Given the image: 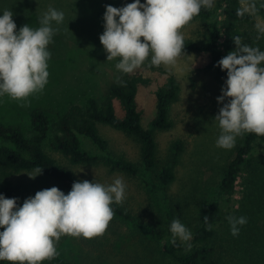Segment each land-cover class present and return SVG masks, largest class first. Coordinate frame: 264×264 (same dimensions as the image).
Masks as SVG:
<instances>
[{
	"label": "rangeland",
	"instance_id": "obj_1",
	"mask_svg": "<svg viewBox=\"0 0 264 264\" xmlns=\"http://www.w3.org/2000/svg\"><path fill=\"white\" fill-rule=\"evenodd\" d=\"M226 0H216L211 8L215 17H223ZM144 0H141L143 3ZM122 7L124 0H0V10L10 9L17 30L25 24L36 28L40 15L49 7L65 13L63 24L48 46L51 52L48 83L42 93L28 98L27 106L22 102L0 98V120L6 123H23L30 109L38 107L53 117L70 104L85 105L88 97L101 99L115 80L117 60H106V53L99 41L103 32L102 16L105 6ZM242 7L243 4L241 3ZM264 0H257V12L252 15L254 24L248 27L246 44L264 51V36L257 39V23H264ZM209 19L193 18L181 32L184 38L203 43L209 34ZM55 26V25H54ZM142 39V38H141ZM208 56L203 51H188L181 54L173 65L160 67L142 66L133 73L150 79L140 85L136 95L142 111L141 124L145 127L155 114L156 87L168 75H172L178 86L177 99L169 105L171 127L154 132L158 166L167 162L173 141L181 142L174 180L164 191V199L152 192L142 176L146 173L140 166V174L132 175L111 169L101 159L92 165L72 164L68 158L47 145L44 150L58 163L66 167L76 181L88 180L109 184L122 176L127 185L126 198L119 204L140 222L152 226L156 233L171 236L168 223L179 218L192 232L197 224L199 209L203 201L214 196L223 168L234 156L242 137H238L231 150L215 145L219 130L213 117L221 104L217 103L219 84L211 71L205 69ZM147 65V61L145 62ZM130 74H122L125 77ZM99 132L107 142V150L113 157L123 156L139 165V143L135 137L124 134L106 125H99ZM81 147L96 155L102 152L84 136H79ZM1 144V140H0ZM158 167V168H159ZM21 171L6 178L16 187L22 200L43 189L53 186L65 194L64 188L55 180L37 175L30 179ZM151 183L158 185L155 172L146 173ZM241 180L235 192L220 200L221 219L216 228L221 233L236 200L239 198ZM2 230V229H0ZM59 255L74 264H176L160 252L155 235L147 234L129 222L113 217L105 232L91 239L62 236L56 245ZM42 264H52L42 262Z\"/></svg>",
	"mask_w": 264,
	"mask_h": 264
},
{
	"label": "clouds",
	"instance_id": "obj_2",
	"mask_svg": "<svg viewBox=\"0 0 264 264\" xmlns=\"http://www.w3.org/2000/svg\"><path fill=\"white\" fill-rule=\"evenodd\" d=\"M216 0H133L122 7L105 6L103 32L99 41L106 60H117L119 74H132L142 66L173 65L184 53L181 29L201 9H211ZM237 16L254 15L257 0H241ZM264 6V5H262ZM65 13L53 7L43 12L39 26L23 25L17 30L10 9L0 10V98L22 102L42 93L48 83L49 45L63 24ZM55 25V26H54ZM257 39L264 36V23L255 25ZM142 38V39H141ZM235 49L219 59L214 67L226 71L217 103L221 104L213 121L219 130L218 148L231 150L238 137L255 134L264 137V51L232 37ZM148 62L147 65L145 62ZM121 75L115 82L126 86ZM42 173L37 166L30 179ZM122 176L109 184L79 180L65 194L53 186L37 191L19 203V198H6L0 193V261L8 264H42L55 259L57 243L62 236L91 239L102 235L114 217L113 204L126 198ZM230 234L236 237L247 224V217H226ZM206 230L212 225L204 217ZM170 243L191 251L193 234L179 218L171 221Z\"/></svg>",
	"mask_w": 264,
	"mask_h": 264
},
{
	"label": "trees",
	"instance_id": "obj_3",
	"mask_svg": "<svg viewBox=\"0 0 264 264\" xmlns=\"http://www.w3.org/2000/svg\"><path fill=\"white\" fill-rule=\"evenodd\" d=\"M124 2L127 4L133 0ZM241 7V0H226L222 18L215 17L211 9L202 8L195 17L211 20L207 39L203 43H197L184 38V52L197 50L207 54L205 69L212 72L219 84L218 96L221 95L226 71H221L214 65L235 49L232 37L240 36L242 42L246 43L247 29L254 24L252 15L237 16L236 10ZM121 79L126 82V86H121L114 80L101 99L88 97L85 105L70 104L53 117L34 107L23 123H6L0 120V193L6 198H19V203L22 204L19 190L6 182V178L21 171H33L37 166L42 168V176L58 182L66 193L71 190L76 180L66 167L45 152L44 147L47 145L66 156L72 164L92 165L101 159L111 169L132 175L140 174L142 166L146 173L155 172L158 185L151 183L146 173L142 178L157 198L164 199V191L174 180V166L181 150V142H172L167 162L159 167L154 132L172 125L168 113L169 105L177 99V83L170 74L156 87L155 114L143 127L142 111L138 107L136 95L139 86L147 85L150 79L136 73ZM99 125H106L135 137L139 143L141 165L123 156L110 155L107 142L99 132ZM79 136L89 139L104 153L96 155L84 150ZM239 179V198L230 215L245 216L248 222L241 228L240 234L233 237L227 220L221 233L216 224L221 219L220 200L224 195L235 192ZM112 208L115 218L131 223L144 233L155 235L160 252L176 264H264V137L255 134H245L242 137L234 156L223 168L214 196L203 201L200 206L197 224L192 230L191 251H185L179 241L177 244L180 246H174L170 243V234L156 233L152 226L140 222L119 205L113 204ZM204 217H208L212 225L210 231L206 230ZM44 262L74 264L60 255ZM0 264L8 262L0 261Z\"/></svg>",
	"mask_w": 264,
	"mask_h": 264
}]
</instances>
